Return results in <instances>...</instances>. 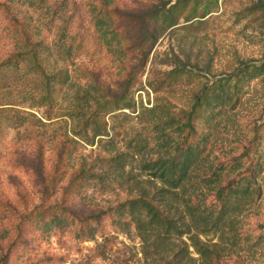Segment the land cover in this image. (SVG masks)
Returning a JSON list of instances; mask_svg holds the SVG:
<instances>
[{
    "label": "rangeland",
    "instance_id": "1",
    "mask_svg": "<svg viewBox=\"0 0 264 264\" xmlns=\"http://www.w3.org/2000/svg\"><path fill=\"white\" fill-rule=\"evenodd\" d=\"M101 9L99 0H0V245L18 244L5 264H150L134 228L113 219L111 210L129 196L107 175L119 172L108 161L129 153L122 164L129 186L160 188L140 170L147 157L130 149L149 133L137 121L142 108L158 105L187 120L205 89L235 85L246 69L262 68L245 81L242 105L221 140L241 139L245 147L255 131L264 136V0H115L110 12L121 47L108 30H98ZM33 30H40L43 48L34 47L31 60L19 58L17 45L30 40L32 49L38 42ZM58 30L81 46L69 62L54 47ZM59 73L69 76L63 84ZM84 95L96 102L71 117ZM111 102L120 106L115 112L99 110ZM18 113L35 119L15 127ZM89 117L107 135L94 139L97 124L86 127ZM260 187L240 220L254 247L223 264H264V174ZM56 215H71L75 227L44 235L42 223ZM81 224L95 227L93 236L77 237ZM203 241L219 243L215 234Z\"/></svg>",
    "mask_w": 264,
    "mask_h": 264
},
{
    "label": "trees",
    "instance_id": "2",
    "mask_svg": "<svg viewBox=\"0 0 264 264\" xmlns=\"http://www.w3.org/2000/svg\"><path fill=\"white\" fill-rule=\"evenodd\" d=\"M99 2L103 9L96 16L98 30H108L121 47L123 41L116 32L118 29L110 12L115 0ZM33 31L38 42L32 49L29 48L30 40L21 46L17 45L19 58L31 60L34 47L43 48L45 41L41 38L40 30ZM108 32H105L104 37L110 47ZM54 47L64 55V62L71 61L81 48L68 30L56 32ZM37 71L45 75L41 66L37 67ZM244 72L246 77L237 79L235 85L221 81L219 85L205 89L201 97L197 98L187 120L158 105L152 109L142 108L137 121L146 125L149 133L145 138L138 136L130 143V149L135 154L147 157L140 170L150 178L151 185L157 184L160 188L146 190L140 182L129 186L130 181L124 177L125 166L122 165L129 157L132 158L129 153L116 154L115 158L108 161L109 164L117 165L119 172H108L107 175L111 176L113 184L121 190L125 189L129 196L128 201L111 210L113 219L123 228H134L147 263L223 264L224 260L231 257L242 259L254 247L251 236L244 231L240 220L247 208L254 204L256 196L261 195L264 136L255 131L253 142L245 147L241 139V144L228 140L224 143L221 140L225 137L228 139V122L242 105L245 81H254L263 74L262 68L246 69ZM58 75L62 84L69 79L62 73ZM45 79L50 84L51 78L45 75ZM92 102L96 100L84 95L81 102H76L73 107L71 117H82L83 111L92 108ZM119 107L118 103L113 102L99 104V110H108L109 113ZM129 109L131 107L127 106L123 110ZM30 117L35 119L32 115L18 113L11 121L15 127L22 128ZM90 124L93 127L98 125L93 130L94 139L107 135L97 120L93 122V117H89L86 127H90ZM76 135L85 139L81 131L76 132ZM242 149L244 152H241ZM93 177L86 178L85 183L90 178L95 179ZM72 227H75V222L71 215L69 218L56 215L42 223L41 230L44 235H49L54 230L67 231ZM95 229L92 225L84 228V224H81L77 237L93 236ZM210 234L218 237V244L203 241ZM16 244L8 249L0 245V264L10 259L12 251L17 249ZM191 249L199 260L192 257Z\"/></svg>",
    "mask_w": 264,
    "mask_h": 264
}]
</instances>
